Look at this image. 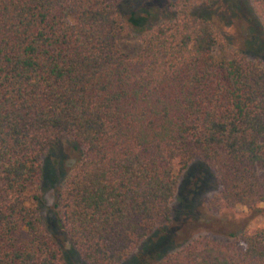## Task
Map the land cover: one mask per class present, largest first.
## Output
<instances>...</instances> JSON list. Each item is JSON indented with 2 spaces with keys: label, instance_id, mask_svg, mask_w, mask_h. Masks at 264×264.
Wrapping results in <instances>:
<instances>
[{
  "label": "trees",
  "instance_id": "trees-1",
  "mask_svg": "<svg viewBox=\"0 0 264 264\" xmlns=\"http://www.w3.org/2000/svg\"><path fill=\"white\" fill-rule=\"evenodd\" d=\"M152 2L0 0V264H264V229L168 230L195 165L264 206V0ZM255 13L222 56L220 19Z\"/></svg>",
  "mask_w": 264,
  "mask_h": 264
},
{
  "label": "rangeland",
  "instance_id": "rangeland-1",
  "mask_svg": "<svg viewBox=\"0 0 264 264\" xmlns=\"http://www.w3.org/2000/svg\"><path fill=\"white\" fill-rule=\"evenodd\" d=\"M152 1V6L161 9L170 5L174 0ZM251 16L254 15L251 14ZM255 17V22L245 19V21L233 20L232 23H229V20H226L224 17L220 19L217 26L222 28L224 37L222 46L219 49L222 56L230 55L232 50H237L244 42L250 41L254 25L256 27L255 30H260L262 26L259 22L260 16L258 13H255ZM136 38V36H127L125 38L126 48H129L128 50L131 53H134L133 49L138 48ZM66 154L72 158L75 157L73 153L68 152ZM66 168L64 165L63 168L59 167L54 169L55 176H58ZM255 174L257 177H262L264 176V171L257 168L255 169ZM60 177L58 176L57 178L60 179ZM58 179L55 180V177L53 178L47 172L46 179L42 183L45 196V205L42 207L43 214L52 227L55 225L53 210L55 205V191L59 187L54 182L58 181ZM174 209V220L168 227L170 235H173L174 245L184 243L187 239L198 234L215 235L225 239L224 234L229 233V231L239 229L255 231L264 229L263 205L256 206L254 210H251L249 207L228 205L222 202L215 175L199 165H195L181 176ZM146 261H144L145 264L148 263V260ZM77 262L75 259L74 263Z\"/></svg>",
  "mask_w": 264,
  "mask_h": 264
}]
</instances>
